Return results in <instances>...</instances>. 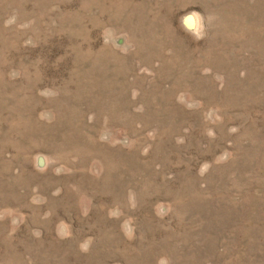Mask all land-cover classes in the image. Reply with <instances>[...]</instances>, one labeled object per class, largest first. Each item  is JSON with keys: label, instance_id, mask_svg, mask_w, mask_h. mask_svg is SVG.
<instances>
[{"label": "rangeland", "instance_id": "obj_1", "mask_svg": "<svg viewBox=\"0 0 264 264\" xmlns=\"http://www.w3.org/2000/svg\"><path fill=\"white\" fill-rule=\"evenodd\" d=\"M0 264H264V0H0Z\"/></svg>", "mask_w": 264, "mask_h": 264}, {"label": "water", "instance_id": "obj_2", "mask_svg": "<svg viewBox=\"0 0 264 264\" xmlns=\"http://www.w3.org/2000/svg\"><path fill=\"white\" fill-rule=\"evenodd\" d=\"M186 24H187L188 26H190L192 23H189V22H188V23H186Z\"/></svg>", "mask_w": 264, "mask_h": 264}]
</instances>
